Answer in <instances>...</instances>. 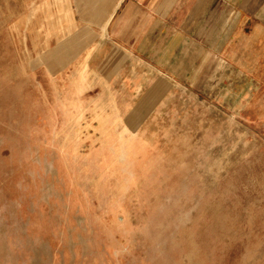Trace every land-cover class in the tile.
Instances as JSON below:
<instances>
[{
    "label": "rangeland",
    "instance_id": "rangeland-1",
    "mask_svg": "<svg viewBox=\"0 0 264 264\" xmlns=\"http://www.w3.org/2000/svg\"><path fill=\"white\" fill-rule=\"evenodd\" d=\"M5 23L0 264H264V85L222 132L186 115L103 148L43 115L42 54Z\"/></svg>",
    "mask_w": 264,
    "mask_h": 264
},
{
    "label": "crops",
    "instance_id": "crops-1",
    "mask_svg": "<svg viewBox=\"0 0 264 264\" xmlns=\"http://www.w3.org/2000/svg\"><path fill=\"white\" fill-rule=\"evenodd\" d=\"M0 17L41 52L43 115L59 132L124 149L170 118L222 132L258 116L264 0H0Z\"/></svg>",
    "mask_w": 264,
    "mask_h": 264
}]
</instances>
